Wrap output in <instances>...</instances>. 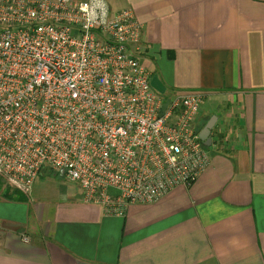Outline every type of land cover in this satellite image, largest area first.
Wrapping results in <instances>:
<instances>
[{
  "label": "crops",
  "instance_id": "crops-1",
  "mask_svg": "<svg viewBox=\"0 0 264 264\" xmlns=\"http://www.w3.org/2000/svg\"><path fill=\"white\" fill-rule=\"evenodd\" d=\"M107 2L143 25L157 93L201 91L208 112L222 107L211 165L125 218L85 204L77 186L51 184V200L35 186L33 199L4 195L0 264H264V0Z\"/></svg>",
  "mask_w": 264,
  "mask_h": 264
},
{
  "label": "built area",
  "instance_id": "built-area-1",
  "mask_svg": "<svg viewBox=\"0 0 264 264\" xmlns=\"http://www.w3.org/2000/svg\"><path fill=\"white\" fill-rule=\"evenodd\" d=\"M142 32L132 10L113 13L107 0H0L8 186L29 195L50 169L75 183L85 204L125 218L131 205L198 182L211 165L198 129L205 94L153 91Z\"/></svg>",
  "mask_w": 264,
  "mask_h": 264
},
{
  "label": "rangeland",
  "instance_id": "rangeland-1",
  "mask_svg": "<svg viewBox=\"0 0 264 264\" xmlns=\"http://www.w3.org/2000/svg\"><path fill=\"white\" fill-rule=\"evenodd\" d=\"M152 85V83H151ZM153 91H155L153 89ZM156 92V91H155ZM157 93V92H156ZM159 94V93H158ZM161 95V94H160ZM208 102H206V100H204L203 102V106H202V110L200 112V121L198 122V129H203L204 126L209 122V120L212 118V116H216L217 114L216 113H219L222 112V107L221 106H218V108L215 106L213 107V109H211L209 112H208ZM207 106V107H206ZM219 110V111H218ZM206 115H205V114ZM225 118H222V120H224ZM203 125V126H202ZM223 130V127H221L220 123H216L214 129H213V132H218L219 133V130ZM200 130V131H201ZM223 134H225V132H223ZM223 142V141H222ZM211 150H213V148H208V151L211 152ZM44 180V183H40V184H36L38 181H43ZM0 181H1V189H0V197L4 196V195H7V196H11V197H14L16 198L17 196H20L21 198L22 197H26L27 199H31L32 197L34 198L35 195L32 194L33 192H35V190H37L39 194H43L45 195L46 197V200H51V199H54L55 196H57L56 194H48L47 192L50 190L51 188V184H55L56 188L58 190H61V189H68L70 190V192H72L73 190L75 191V189L77 190V187H76V184L69 181L64 175H62L61 173H56L50 169H44L39 178L36 180L34 186H35V190L33 191L34 189V186L32 188V191L29 193V195H25V194H22L21 192H18V191H15L13 190L10 186H8L1 178H0ZM19 193V194H18ZM59 195V194H58ZM32 198V199H33Z\"/></svg>",
  "mask_w": 264,
  "mask_h": 264
},
{
  "label": "water",
  "instance_id": "water-1",
  "mask_svg": "<svg viewBox=\"0 0 264 264\" xmlns=\"http://www.w3.org/2000/svg\"><path fill=\"white\" fill-rule=\"evenodd\" d=\"M217 121H218L217 116H212V118L209 120V122L200 132V138L203 141L204 145L208 148L212 147L213 145L212 131Z\"/></svg>",
  "mask_w": 264,
  "mask_h": 264
},
{
  "label": "trees",
  "instance_id": "trees-1",
  "mask_svg": "<svg viewBox=\"0 0 264 264\" xmlns=\"http://www.w3.org/2000/svg\"><path fill=\"white\" fill-rule=\"evenodd\" d=\"M203 126V125H202ZM205 127V126H204ZM201 129H199V131H200ZM212 133H214L213 131H212ZM213 147V146H212ZM207 149H208V147H206ZM211 148V147H210ZM0 183H1V181H0ZM2 184V183H1ZM0 184V189H1V187H2V185ZM19 194V193H18Z\"/></svg>",
  "mask_w": 264,
  "mask_h": 264
}]
</instances>
